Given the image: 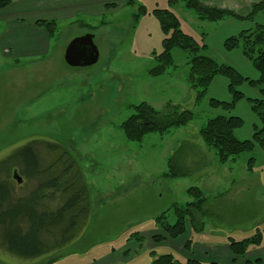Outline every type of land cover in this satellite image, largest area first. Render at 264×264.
I'll return each mask as SVG.
<instances>
[{
  "label": "rangeland",
  "instance_id": "rangeland-1",
  "mask_svg": "<svg viewBox=\"0 0 264 264\" xmlns=\"http://www.w3.org/2000/svg\"><path fill=\"white\" fill-rule=\"evenodd\" d=\"M135 1L133 7L117 3L115 11L87 21L91 27L59 23L58 33L51 39V61L10 68L7 51L0 57V184L2 178L6 180L16 200L34 190L36 184L25 180L21 166H16L22 178L18 183L13 178L14 171L6 175L10 166L5 164L16 150L32 144L44 167L65 154L67 164H60H64L63 168L73 165L72 175L82 174L89 188L90 209L78 236L62 249L28 260L6 252L0 243V264H48L54 259L53 264H152L166 254L179 261L196 258L203 262L195 250H222L230 238L241 241L264 229V153L256 148L233 162L221 164L200 136L207 121L223 113L211 108L209 101H230L222 80L228 81H215L207 98L197 104V94L188 81V57L179 49L172 54L173 68L159 77L149 73L156 67L153 53L162 52L166 37L152 15L155 9L172 11L184 33L205 47L202 54L233 65L255 80L258 74L242 49L224 48L226 39L239 35L250 24L231 19L219 23L202 21L181 0ZM259 1L262 0H200L206 7L230 9L238 14H246L253 2ZM139 7L146 8L147 14L133 27V16ZM263 18L259 19L264 21ZM85 35L94 37L98 63L83 68L67 65L63 53L74 39ZM2 63L5 64L1 66ZM240 90L245 100L233 114L239 111L249 122L255 117L247 99L261 96L258 89L248 85ZM142 103L157 110L167 104L180 106L191 111L194 119L164 135L154 133L142 142L129 141L121 125ZM236 136L241 140L251 138L248 127L237 131ZM180 149L185 151L183 163L189 176L164 178L168 160ZM252 158L256 162L249 172ZM190 188L201 189L208 199L201 214H196L202 224L198 229L204 230L198 233L188 224L185 235L169 239L157 229L155 219L166 213L167 223L173 225L176 217L172 206L191 202L187 193ZM58 206L52 202L46 207ZM136 233L144 237L142 242L136 240ZM1 234L0 230V241ZM154 235L166 239L156 244ZM189 241L191 247L186 250Z\"/></svg>",
  "mask_w": 264,
  "mask_h": 264
},
{
  "label": "trees",
  "instance_id": "trees-1",
  "mask_svg": "<svg viewBox=\"0 0 264 264\" xmlns=\"http://www.w3.org/2000/svg\"><path fill=\"white\" fill-rule=\"evenodd\" d=\"M124 1L127 6L136 5L135 0ZM181 1L202 21L219 23L231 19L249 23L250 27L239 35L226 39L224 48L228 51L241 48L243 56L251 63L259 77L252 80L233 66L220 63L202 54L205 47L192 36L184 33L179 18L168 9H155L152 12L166 37L163 40L162 52L153 53L156 67L149 72L150 75L159 77L173 68L172 54L174 50L179 49L188 57L190 67L188 81L197 94V104L207 98L217 79L227 80L231 99L227 102L217 99L209 101L211 108L221 110L223 113L207 121L200 131L201 138L211 150L215 151L221 164L233 162L242 154L254 152L256 148L264 153V21L259 19L264 16V0L254 2L246 14H238L230 9L206 7L200 0ZM173 2L178 0H170V3ZM11 3L12 0H0V10L9 7ZM146 14L147 9L139 7L138 13L133 16L134 27ZM102 24L105 25V22ZM37 26L46 30L50 38L58 33V24L55 21H38ZM244 85L258 89L261 96L259 99H247L257 120V124L253 127L252 138L248 140H241L236 136V132L244 128L245 121L233 114L238 104L245 100V94L240 90ZM134 109V114L121 125L125 137L133 142H142L149 134L164 135L173 129L187 126L194 119L191 111L183 110L180 106L173 104H167L163 110H157L153 106L142 103ZM184 153L185 151L182 152L180 149L168 160V169L164 173V178L175 180L189 176V171L184 168ZM60 161L67 164L65 154L59 161L44 167L37 149L32 144L16 150L5 161V164L9 163L10 166H8L10 170L7 171V176L12 171L18 172L16 166H21V174L25 180L36 184L28 196L16 200L13 198L9 184L2 178L0 243L11 255L31 260L52 254L78 236L84 220L89 216V188L82 174L75 172L72 175L73 165L63 168L64 164L62 166ZM255 162L254 158L249 160V172L254 170ZM187 193L191 202L172 206L176 217L173 225L167 223L166 213L155 219L157 229L169 239L177 240L185 235L188 224L198 233L204 230L198 229V225L202 224L197 221L196 214H201L208 199L199 188H190ZM52 202H57L59 206L54 209L46 207ZM134 235L138 242L143 241L144 237L139 233ZM152 238L156 244L166 239L162 235H154ZM191 242L186 244V250H190ZM228 245L236 257L245 256L250 247L264 248V229H258L254 235L241 241L230 238ZM55 261L56 259L51 260L48 264H53ZM152 264L201 263L192 259L179 261L172 254H166L157 258Z\"/></svg>",
  "mask_w": 264,
  "mask_h": 264
},
{
  "label": "crops",
  "instance_id": "crops-1",
  "mask_svg": "<svg viewBox=\"0 0 264 264\" xmlns=\"http://www.w3.org/2000/svg\"><path fill=\"white\" fill-rule=\"evenodd\" d=\"M117 3L126 5L124 0H12L9 7L0 10V57L4 56V52L7 51L6 60L10 68H15L16 65L21 68V64L26 63L33 67L36 62L51 61L52 38L46 30L37 26L38 21H55L57 24L78 23L91 27L87 21L104 17L115 11ZM63 54L65 58V53ZM4 64L2 63L1 66ZM218 80L222 79L219 78L216 82ZM222 82L224 92L229 95L228 82L224 80ZM235 115L244 119V128L248 127L252 138L253 127L257 124L256 118L248 122L239 114V111ZM206 249L208 251L195 250V252L201 254L203 262L206 261L207 264H264V257L261 256L264 252L263 248H251L243 258L241 257L242 259L234 257L227 244L222 250ZM192 260L200 262L196 258ZM203 262L200 263L203 264Z\"/></svg>",
  "mask_w": 264,
  "mask_h": 264
},
{
  "label": "water",
  "instance_id": "water-1",
  "mask_svg": "<svg viewBox=\"0 0 264 264\" xmlns=\"http://www.w3.org/2000/svg\"><path fill=\"white\" fill-rule=\"evenodd\" d=\"M98 60L99 51L92 35H85L74 39L65 52V62L74 68L93 66L98 63ZM13 178L18 183H22V178L17 171L14 172Z\"/></svg>",
  "mask_w": 264,
  "mask_h": 264
}]
</instances>
